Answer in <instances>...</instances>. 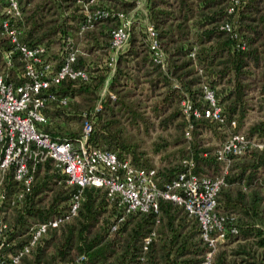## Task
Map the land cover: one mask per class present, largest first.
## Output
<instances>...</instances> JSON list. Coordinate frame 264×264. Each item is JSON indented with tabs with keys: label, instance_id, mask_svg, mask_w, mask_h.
I'll list each match as a JSON object with an SVG mask.
<instances>
[{
	"label": "trees",
	"instance_id": "obj_1",
	"mask_svg": "<svg viewBox=\"0 0 264 264\" xmlns=\"http://www.w3.org/2000/svg\"><path fill=\"white\" fill-rule=\"evenodd\" d=\"M4 3L0 0V21ZM227 3L145 0L144 17L132 18L127 42L113 60L115 13L92 15L78 37L74 32L85 13L75 0H19L15 25L21 42L42 43L47 49L62 45L64 34H71L79 49L73 64L84 68L88 79H62L54 88L73 99L64 105L51 102L50 113L92 121L88 145L107 148L133 165L154 167L159 186L186 168L183 160H190L199 175L220 174L217 146L202 138L205 131L233 120L232 131L242 128L261 142L232 155L223 174L214 209L231 216L226 224L234 231L217 242L210 264H264V0H239L235 16ZM134 5L135 0H93L87 9L107 7L127 14ZM227 20L233 22L230 31L222 27ZM147 24L156 31L161 60L153 59ZM6 51L18 65V51L0 27V73L18 81L6 67ZM204 87L212 90L222 121L182 113L181 99L198 109L207 106ZM62 129L66 134H50L71 141L78 137L68 126ZM149 153L157 155L158 165L153 166ZM3 187L6 194L18 187L10 169ZM77 189L65 182L51 159L38 163L21 200L3 202L0 264H7L8 255L27 242L35 222L67 213ZM200 234L197 219L171 199L159 197L156 211L125 212L106 187L85 185L75 213L48 228L15 264H198L207 250ZM146 236L150 239L144 244Z\"/></svg>",
	"mask_w": 264,
	"mask_h": 264
},
{
	"label": "built area",
	"instance_id": "obj_2",
	"mask_svg": "<svg viewBox=\"0 0 264 264\" xmlns=\"http://www.w3.org/2000/svg\"><path fill=\"white\" fill-rule=\"evenodd\" d=\"M75 2L85 13V21L74 32L78 37L92 15L106 16L115 13L118 17L119 22L112 29L110 37V59L113 60L127 42L131 14L112 12L107 7H96L90 12L87 3H92L93 0ZM238 3L239 0H228L227 11L235 16ZM1 11L5 15L0 21L1 32L18 51L20 63L15 66L11 62L10 51L3 53L6 67L14 70L18 81L7 79L0 73V237H3L6 228L3 202L13 204L21 200L24 193L31 188L38 163L51 159L64 174L65 182L78 187L71 196L67 213L35 222L30 228L31 234L27 242L8 255L10 260L7 264H15L48 228L58 226L75 213L81 188L85 185L106 187L109 196L116 197L125 212L156 211L159 197L171 199L181 205L189 215L197 219L201 238L207 244V250L198 264H210L217 242L224 238L227 231H234L232 225L226 224L231 216L217 213L214 209L215 196L223 182V174L232 155L240 154L252 146L260 147L262 143L241 131H230L215 149L216 159L221 164L219 175H199L192 170L193 163L190 160H183L186 168L178 171L163 186H159L154 167L136 166L128 159H119L107 148L88 145L86 139L91 124L86 118L83 119L78 137L73 141L51 135L39 126V123L46 122L47 119L43 110L51 102L64 105L69 99L67 94L57 92L54 87L65 78L88 79L87 71L73 64L79 51L78 42L75 43L71 34L66 32L59 50L60 62L54 66V61L48 57L47 48L42 43L28 45L18 39L19 30L15 19L21 15L19 0H5ZM222 27L230 31L233 29V22L227 20ZM146 30L153 59L161 60L163 53L157 43L156 31L149 24ZM203 91L207 106L198 109L191 106L186 98L181 99L182 113L186 117L203 115L222 121L220 107L215 103L212 90L204 87ZM110 96L113 97V94L110 93ZM230 124H234V121ZM185 135L188 136V130H185ZM8 169L18 182V187L6 194L3 179ZM149 239L150 236H146L144 244Z\"/></svg>",
	"mask_w": 264,
	"mask_h": 264
},
{
	"label": "rangeland",
	"instance_id": "obj_3",
	"mask_svg": "<svg viewBox=\"0 0 264 264\" xmlns=\"http://www.w3.org/2000/svg\"><path fill=\"white\" fill-rule=\"evenodd\" d=\"M145 3V0H135V5L130 8L127 9L126 13L127 15L131 14L132 18L135 17H144L143 13V5ZM61 47V43L59 42V44L53 48V49H47V53H48V57L54 61V66L58 65L60 62V54H59V50ZM54 51V55H52V52ZM106 89V84H104L103 88L101 89V93L105 92ZM69 97V101L73 99V97ZM51 103H49L47 105V107L44 108V114L47 116L46 122H42L39 123V126L43 127L46 131L50 132V131H55L56 134H66V130H63L62 128L68 126L69 131L71 132H79L83 123V119L80 123L79 119H76L71 116V115H55V114H51L50 113V107ZM98 106V102L96 103L95 108H97ZM253 114V113H252ZM92 123V121H91ZM90 123V124H91ZM234 124H230V125H225L222 124L220 126H217L215 130H211V131H205L201 136L202 138H205V140L207 141V143L212 144L214 147L217 146L226 138L227 134L232 131V126ZM239 131L243 132L242 128L238 129ZM172 132V131H171ZM155 132H150V136H154ZM166 136V132L163 133ZM185 135V134H184ZM148 134L146 136H144L145 138V142H147V140L149 139ZM186 136V135H185ZM144 147L146 149L147 148V143L144 144ZM149 155H152L149 153ZM152 164L153 166H156L159 164L158 161V157L157 155H152ZM264 192V190H263Z\"/></svg>",
	"mask_w": 264,
	"mask_h": 264
}]
</instances>
